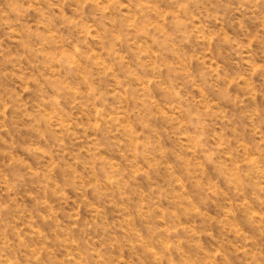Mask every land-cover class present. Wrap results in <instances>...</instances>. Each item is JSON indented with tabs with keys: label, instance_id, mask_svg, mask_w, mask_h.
Wrapping results in <instances>:
<instances>
[{
	"label": "rangeland",
	"instance_id": "rangeland-1",
	"mask_svg": "<svg viewBox=\"0 0 264 264\" xmlns=\"http://www.w3.org/2000/svg\"><path fill=\"white\" fill-rule=\"evenodd\" d=\"M0 264H264V4L0 0Z\"/></svg>",
	"mask_w": 264,
	"mask_h": 264
},
{
	"label": "clouds",
	"instance_id": "clouds-1",
	"mask_svg": "<svg viewBox=\"0 0 264 264\" xmlns=\"http://www.w3.org/2000/svg\"><path fill=\"white\" fill-rule=\"evenodd\" d=\"M261 4H264V0H241V6L242 7H256Z\"/></svg>",
	"mask_w": 264,
	"mask_h": 264
}]
</instances>
